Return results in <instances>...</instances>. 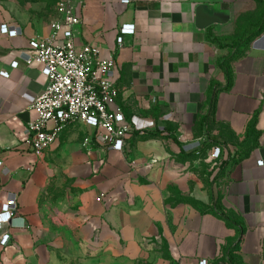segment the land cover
Here are the masks:
<instances>
[{
	"label": "crops",
	"instance_id": "obj_1",
	"mask_svg": "<svg viewBox=\"0 0 264 264\" xmlns=\"http://www.w3.org/2000/svg\"><path fill=\"white\" fill-rule=\"evenodd\" d=\"M124 1L74 0L82 18L77 47L95 43L116 60L111 109L146 131L123 151L94 141L84 147L93 130L76 122L43 158L31 152L32 98L47 82L23 54L50 34V23L15 22L0 12V26L21 28L15 37L0 31V211L14 193L28 225L5 227L11 240L0 245V264H132L159 233L181 264H264V1ZM261 20L245 48L211 39L239 37ZM125 24L136 29L119 47ZM203 135L202 151H226L213 200L204 170L183 149ZM173 188L202 206L174 202Z\"/></svg>",
	"mask_w": 264,
	"mask_h": 264
},
{
	"label": "built area",
	"instance_id": "obj_2",
	"mask_svg": "<svg viewBox=\"0 0 264 264\" xmlns=\"http://www.w3.org/2000/svg\"><path fill=\"white\" fill-rule=\"evenodd\" d=\"M129 3V0H125ZM82 4L83 0H79ZM74 0H60L56 14L50 22L51 32L48 36L31 41V46L23 54L28 66L42 67L46 78L45 89L32 98V106L37 113L35 120L26 128V143L31 152L43 158L71 124L83 122L93 132L83 141L84 147L98 142L116 151H123L125 143L134 134L145 135L146 131L136 128L121 112L111 109L119 94L114 80L116 60L114 56L104 58L102 48L95 43L76 45L78 27L82 18ZM134 24H125L120 28L119 47L123 46L124 35L135 32ZM0 31L10 37L18 36L21 28L2 24ZM17 67L18 62H13ZM4 76L8 73L3 72ZM171 119V115L165 116ZM206 136L193 141H184L186 153H199ZM225 149L215 145L211 157L221 160ZM0 160V168L2 167ZM263 164V161H259ZM103 194L99 197V200ZM5 227L28 228L24 219L18 215V200L14 193L9 194L0 211V245L8 246L11 236ZM199 264H208L201 260Z\"/></svg>",
	"mask_w": 264,
	"mask_h": 264
},
{
	"label": "rangeland",
	"instance_id": "obj_3",
	"mask_svg": "<svg viewBox=\"0 0 264 264\" xmlns=\"http://www.w3.org/2000/svg\"><path fill=\"white\" fill-rule=\"evenodd\" d=\"M60 0H0V12L5 14L9 20L26 23H50L56 14V6ZM193 155L194 162L205 172V178L213 183L215 188L218 179L219 161L211 157V146ZM172 198L174 202L181 200L176 190L173 188ZM183 199V198H182ZM195 200V199H194ZM196 201V200H195ZM207 207L204 208L206 210ZM86 249V248H85ZM73 257V249H67ZM87 250V249H86ZM170 245L166 237L159 233L150 240H146L142 246L140 257L132 264H181L177 258L171 257ZM88 255L84 256L87 259ZM74 264V263H68ZM78 264V263H77ZM81 264H91L84 260Z\"/></svg>",
	"mask_w": 264,
	"mask_h": 264
},
{
	"label": "trees",
	"instance_id": "obj_4",
	"mask_svg": "<svg viewBox=\"0 0 264 264\" xmlns=\"http://www.w3.org/2000/svg\"><path fill=\"white\" fill-rule=\"evenodd\" d=\"M258 1H264V0H258ZM262 25H263V20H261L260 22H258L256 24L255 23H248V25L245 28L244 32L239 37H236V38H218V37H212L211 39H212V41L214 43H216L221 48L227 47V48H229L231 50L238 49L239 47L245 48L246 46H248L252 42V40L254 39V35H256L259 31H261ZM239 55L240 54L238 53L236 55V57H238ZM234 57L235 56L233 55V56L228 57V59L234 58ZM219 64H220V67L221 68H223V69L226 70V76H227V79H228V87H229L231 85V83H232L231 75H230L229 71L223 66L222 61H220ZM226 163L227 162H224L222 164L221 169H223L225 167ZM209 186L211 187V198L213 200L214 199L213 183L210 182L209 183ZM178 196L181 197V200L178 201V202H189V203L193 204L195 207L202 206V203L198 202L197 200L195 201L194 199L188 198V197L183 196L181 194H179ZM212 210L213 209L210 208V207L207 209V211H212ZM216 214L219 215L220 217L228 220V221H231V219L229 217H226L223 214H218V213H216Z\"/></svg>",
	"mask_w": 264,
	"mask_h": 264
},
{
	"label": "water",
	"instance_id": "obj_5",
	"mask_svg": "<svg viewBox=\"0 0 264 264\" xmlns=\"http://www.w3.org/2000/svg\"><path fill=\"white\" fill-rule=\"evenodd\" d=\"M198 15L201 16V17L203 16V15L201 14L200 10L198 11ZM202 19H205V17L203 16ZM215 19H217V18H214V17H210V16H209V20H208V21H215Z\"/></svg>",
	"mask_w": 264,
	"mask_h": 264
}]
</instances>
